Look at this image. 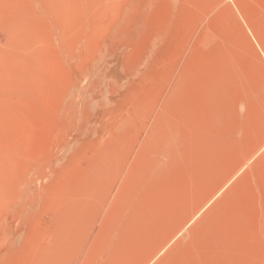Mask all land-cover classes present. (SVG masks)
Returning a JSON list of instances; mask_svg holds the SVG:
<instances>
[{"label": "rangeland", "instance_id": "rangeland-1", "mask_svg": "<svg viewBox=\"0 0 264 264\" xmlns=\"http://www.w3.org/2000/svg\"><path fill=\"white\" fill-rule=\"evenodd\" d=\"M0 264H264V0H0Z\"/></svg>", "mask_w": 264, "mask_h": 264}, {"label": "bare ground", "instance_id": "bare-ground-1", "mask_svg": "<svg viewBox=\"0 0 264 264\" xmlns=\"http://www.w3.org/2000/svg\"><path fill=\"white\" fill-rule=\"evenodd\" d=\"M168 138V137H167ZM171 141V140H170Z\"/></svg>", "mask_w": 264, "mask_h": 264}]
</instances>
